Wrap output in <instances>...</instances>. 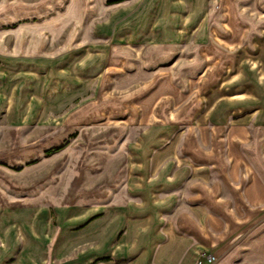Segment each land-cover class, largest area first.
Segmentation results:
<instances>
[{"label":"crops","instance_id":"crops-1","mask_svg":"<svg viewBox=\"0 0 264 264\" xmlns=\"http://www.w3.org/2000/svg\"><path fill=\"white\" fill-rule=\"evenodd\" d=\"M64 1L0 31V101L13 125L134 133L126 201L59 208L56 228L0 210V264H43L54 232L57 257L83 247L65 264H264V0Z\"/></svg>","mask_w":264,"mask_h":264},{"label":"rangeland","instance_id":"rangeland-1","mask_svg":"<svg viewBox=\"0 0 264 264\" xmlns=\"http://www.w3.org/2000/svg\"><path fill=\"white\" fill-rule=\"evenodd\" d=\"M25 1L40 2L0 0V31L19 26L13 21L25 14ZM66 1L58 11L66 10ZM72 10L71 16L79 19L78 3ZM22 104V98H10V117L24 107ZM53 105L47 100L42 103L45 110ZM32 107L26 105L25 109ZM58 114L57 109L49 112L50 117ZM50 124L51 121L38 117L30 124H10L7 103L0 101V210L45 209L50 225L56 228L59 208L123 205L130 143L135 134L126 133L116 124L69 130L46 127ZM56 240L54 232L43 264H65L83 248L77 247L59 258ZM13 258L4 264H12Z\"/></svg>","mask_w":264,"mask_h":264},{"label":"built area","instance_id":"built-area-1","mask_svg":"<svg viewBox=\"0 0 264 264\" xmlns=\"http://www.w3.org/2000/svg\"><path fill=\"white\" fill-rule=\"evenodd\" d=\"M203 260H206L209 264H215L216 259L213 256L206 255L203 257Z\"/></svg>","mask_w":264,"mask_h":264},{"label":"trees","instance_id":"trees-1","mask_svg":"<svg viewBox=\"0 0 264 264\" xmlns=\"http://www.w3.org/2000/svg\"><path fill=\"white\" fill-rule=\"evenodd\" d=\"M55 151V150H54ZM53 152V151H52ZM49 153H51V152H49Z\"/></svg>","mask_w":264,"mask_h":264}]
</instances>
